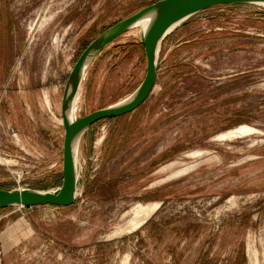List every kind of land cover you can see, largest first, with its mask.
Listing matches in <instances>:
<instances>
[{"label": "rangeland", "instance_id": "obj_1", "mask_svg": "<svg viewBox=\"0 0 264 264\" xmlns=\"http://www.w3.org/2000/svg\"><path fill=\"white\" fill-rule=\"evenodd\" d=\"M155 1L0 0L1 188L61 185L74 63ZM140 33L96 59L77 116L140 85ZM77 163L73 205L0 209V264H264V4L218 5L178 25L150 97L93 124Z\"/></svg>", "mask_w": 264, "mask_h": 264}, {"label": "water", "instance_id": "obj_2", "mask_svg": "<svg viewBox=\"0 0 264 264\" xmlns=\"http://www.w3.org/2000/svg\"><path fill=\"white\" fill-rule=\"evenodd\" d=\"M264 4V0H157L117 21L92 40L74 63L62 96L61 115L64 126L62 183L53 189L0 187V209L73 205L81 191L77 157L81 140L96 122L125 115L140 107L152 94L160 70L163 46L175 28L192 15L218 5ZM139 27L141 43L147 57L146 74L129 95L85 115L74 116L75 100L83 81L96 59L118 37Z\"/></svg>", "mask_w": 264, "mask_h": 264}, {"label": "bare ground", "instance_id": "obj_3", "mask_svg": "<svg viewBox=\"0 0 264 264\" xmlns=\"http://www.w3.org/2000/svg\"><path fill=\"white\" fill-rule=\"evenodd\" d=\"M79 102H80V94L79 96L76 98L75 100V105L73 108V112H74V116H76L77 112H78V106H79ZM238 132L244 133V132H258V130L256 128H253L251 126H247V125H243L240 126L239 128H237ZM150 214V213H149ZM143 216V215H142ZM144 223V221H140L136 224V227L141 226Z\"/></svg>", "mask_w": 264, "mask_h": 264}, {"label": "crops", "instance_id": "obj_4", "mask_svg": "<svg viewBox=\"0 0 264 264\" xmlns=\"http://www.w3.org/2000/svg\"><path fill=\"white\" fill-rule=\"evenodd\" d=\"M138 108H139V107H138ZM138 108H137V109H138ZM137 109H136V110H137ZM134 111H135V110H134ZM132 112H133V111H132ZM88 130H89V129H88ZM88 130H87V131H88ZM87 131H86V132H87ZM85 134H86V133H85ZM85 134H84V135H85ZM83 137H84V136H83ZM82 139H83V138H82ZM14 207H15V206H14ZM16 207H17V206H16ZM17 208H18V207H17Z\"/></svg>", "mask_w": 264, "mask_h": 264}, {"label": "trees", "instance_id": "obj_5", "mask_svg": "<svg viewBox=\"0 0 264 264\" xmlns=\"http://www.w3.org/2000/svg\"><path fill=\"white\" fill-rule=\"evenodd\" d=\"M163 52H164V46H163V50H162L161 56H162Z\"/></svg>", "mask_w": 264, "mask_h": 264}]
</instances>
